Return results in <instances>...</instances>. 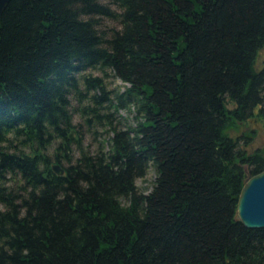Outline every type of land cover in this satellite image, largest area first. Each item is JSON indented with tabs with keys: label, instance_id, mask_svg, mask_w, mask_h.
Instances as JSON below:
<instances>
[{
	"label": "trees",
	"instance_id": "1",
	"mask_svg": "<svg viewBox=\"0 0 264 264\" xmlns=\"http://www.w3.org/2000/svg\"><path fill=\"white\" fill-rule=\"evenodd\" d=\"M101 18L118 22L109 37ZM263 47L264 0H10L0 16V264H264V228L235 214L244 168L264 170V147L245 149L264 126V68L253 67ZM95 68L122 90L109 97L82 74ZM72 96L92 102L79 116L105 120L110 136L93 153ZM103 103L133 113V126H113ZM233 125L244 128L235 138ZM149 172L145 194L136 181Z\"/></svg>",
	"mask_w": 264,
	"mask_h": 264
},
{
	"label": "rangeland",
	"instance_id": "2",
	"mask_svg": "<svg viewBox=\"0 0 264 264\" xmlns=\"http://www.w3.org/2000/svg\"><path fill=\"white\" fill-rule=\"evenodd\" d=\"M101 3H106L105 1H100ZM109 8L113 10L114 12H118L116 7L109 5ZM98 26H96L99 30V32L102 33L104 37H109L112 31L116 30L118 28V22L117 20L113 19H107V18H101L98 19ZM255 70H260L264 68V47L260 49L257 52V55L254 60L253 65ZM82 74L84 75H90L91 77H97L101 80V82L104 85L105 91L109 92V97L112 96V92L115 91L116 88L118 90H122L123 85L119 80L114 78L111 74V72L107 69H90L86 70ZM80 90L83 89V86H79ZM98 91H88L87 97L92 95H98ZM79 97V96H78ZM71 108L74 112V115L72 116V123L76 126L78 125V128L76 127V130H78L81 133L82 146L86 147L90 152H95L98 148V144L100 142V139L108 138L110 136L109 133H106L107 126L104 125V119L94 118L90 115L88 116H79L78 112L82 107L84 106H90L92 107V102L88 98H84L83 100H79L76 96H72L70 99ZM103 109L99 111V114L105 115L108 114L109 118L111 119V123L116 128H119L121 130H124L126 126H133L134 120H133V113L128 112L127 110H117L116 112H113L110 107L107 108L106 103H103L102 105ZM263 108H264V100H263ZM252 128L255 131V135L253 136L252 141L250 144L245 148L247 152L254 151L258 148L264 147V126L261 124H258L257 127L252 126ZM244 130L242 125H233L227 130V134L231 138L237 137L242 131ZM73 137V134L72 136ZM55 145L50 146L47 150V154L51 156L52 149ZM76 157V154H73V158ZM153 175L149 172L146 174V176L142 180L136 181V186L139 191L143 193H148L150 190V183L152 182ZM16 183V179L13 178L12 180L8 181L7 185L10 187H14Z\"/></svg>",
	"mask_w": 264,
	"mask_h": 264
},
{
	"label": "water",
	"instance_id": "3",
	"mask_svg": "<svg viewBox=\"0 0 264 264\" xmlns=\"http://www.w3.org/2000/svg\"><path fill=\"white\" fill-rule=\"evenodd\" d=\"M10 0H0V16ZM71 131L68 137H71ZM51 172L56 176L63 174V169L58 164L50 165ZM246 178L239 190L235 214L237 220L247 229L264 228V170L256 175L248 176L244 168Z\"/></svg>",
	"mask_w": 264,
	"mask_h": 264
}]
</instances>
